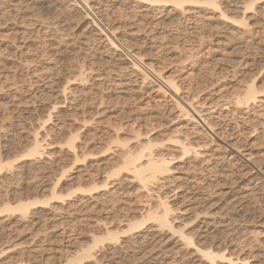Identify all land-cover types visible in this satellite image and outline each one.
<instances>
[{"label":"bare ground","instance_id":"obj_1","mask_svg":"<svg viewBox=\"0 0 264 264\" xmlns=\"http://www.w3.org/2000/svg\"><path fill=\"white\" fill-rule=\"evenodd\" d=\"M10 4L14 11L23 5L27 10L51 11L59 17L57 26L65 25L80 10L83 15L77 26L84 32L83 45L99 44L104 64L115 68L110 71L117 80L106 90L129 95L135 83L137 91L150 89L156 97L170 98L183 124L168 132L156 129L154 137L147 136L153 129L147 134L135 129L127 140L119 134L123 133L119 127H108L99 138L98 133L85 138L80 131L98 123L92 116L107 113L102 106L109 99L124 97H99L92 105L94 114L88 118L82 114L76 128L68 127L61 117L68 115L67 104L82 101L89 90H101L106 72L76 67L66 80L62 68L32 70L31 62L23 60L26 75L42 82V89L27 100L13 96L11 110L26 100L35 106L22 109L30 121L39 118V113L47 114L28 135V151L14 164L4 160L15 145L9 131L15 125L0 129V256L21 255L15 264H264V222L251 234L241 232L250 214L263 216L262 207H255L253 200L256 196L264 201V158H257L253 149L258 139H264V88L259 89L256 81L247 82L236 97L215 92L218 95L210 93V100L206 97L207 103L196 101L190 75L168 76L158 56L146 53V35L135 29L120 35L118 31L126 26L116 27L122 11L129 19L153 28L173 21L196 23L203 17L218 23L206 39L212 38L218 47L236 45L250 55L251 49L264 48V0H13ZM39 27V32H48L43 25ZM197 42L202 44L201 39ZM48 45L51 54L57 52V63L64 61L63 51L53 43ZM21 46L30 47L26 41ZM55 117L61 118L60 123L47 129ZM54 128L60 131L56 135L63 131L66 135L58 151L51 153L47 137ZM89 142L97 143V152L89 150ZM74 169L78 174L71 178ZM68 173L69 181L78 187L65 194ZM132 191L145 200H131ZM175 199L178 203L173 205ZM22 225L33 229L24 245L10 240ZM48 231L61 245L56 254L50 248L44 254L39 245L47 240Z\"/></svg>","mask_w":264,"mask_h":264},{"label":"rangeland","instance_id":"obj_2","mask_svg":"<svg viewBox=\"0 0 264 264\" xmlns=\"http://www.w3.org/2000/svg\"><path fill=\"white\" fill-rule=\"evenodd\" d=\"M10 2L13 3V0L12 1L11 0H0V129L3 127H7L9 124L15 125L14 131L11 128L9 129L11 138H12L13 142L15 143V145L12 148L11 152L7 153L9 155L5 156L7 158L6 160H4L6 163L11 161L14 164L15 162H17L19 160L18 157L19 158L22 157L28 151V146H27L28 145L27 144L28 135L32 133L34 127L35 128L38 127V125H40V123H42L44 121L43 118H45L46 114H47L46 111L39 113L40 114L39 118L37 117V119L35 121H30L31 119H29V118L31 116L29 114H27L25 111H23L24 107H26V108L28 107L30 109L31 108L33 109L35 107L32 102L27 103L29 101H26V100L29 99L30 97H37L39 90L42 89L41 88L42 82H40L34 76L30 77V76L26 75V73H27L26 70H24V68L21 66V64L25 62L23 60H27L28 62H31L30 66H33V68H31L32 70L35 68H40L39 66H43V67L55 66V68H57V69L62 68L60 70H64L63 73L65 74L66 80L70 79L73 76L72 73L76 69V67L77 68L88 67V68L97 69V71L99 70L98 71L99 73H100V71H102L103 74L106 72L104 74V76L106 75L105 77L107 80H105V81L106 82L108 81V84L106 82H105L106 84L104 82H102V83H104V85H106V86H104L103 84H102L103 86L101 85L102 87H100V89L102 91L97 90L98 91V93H97L96 90H94V91L89 90L88 92L83 94L84 96L81 93L80 95H82L85 99L83 98L84 100L82 99V101L76 100V101H74V103L73 102L71 103L73 105L67 104V106H65V108H66L65 110L69 109L67 111L68 115L67 116L63 115V117H61V118H63L62 120L60 117H59L60 119H57L55 117L53 119L54 123L53 122L48 123L47 129L54 126L56 123L57 124L60 123L59 120H61V121L65 120V123H66V125H68V127L71 125L72 128H76L77 124L80 123L77 121H80V119L82 120V118L84 117L82 114H84L85 117H87V118H88V116L91 117L94 114L93 113L94 107L92 105H94L96 103V101L98 100L99 97H124V98L118 99V100L114 99V98H113L114 100L109 99L111 101L108 100L107 102L110 104L106 103V104H104V106H102V109H104V110L107 108L106 109L107 113L105 112L104 115L102 113L98 116L96 115L95 117L92 116L93 119H96L94 121H97L98 123L92 122V125L95 124L94 125L95 128H94V126L92 127V125H91V126L87 127L86 129H82L83 131H80V133H82L85 138H90L91 136H94L92 134L96 135V133H98L97 138H99V135L102 134V132H104L106 129H107L106 131H108V129H110L108 127H111V129H115V130L117 129V127H119L118 129L121 132H123V133H119V134H122V136L128 140L127 136H129V138L132 136V134H131L132 132H130V131L135 132L134 131L135 129L138 130L136 133H140V131H141L142 134H147V132L149 130L151 131L153 129V131H151L152 133L148 132V134H147V136H149L150 134H152L151 136H153L154 133L155 134L157 132L161 133L162 131L168 132L172 128L174 129L175 127L181 126L183 124L182 123L183 121L181 120L182 118H180L179 121H178V118H176L178 116L176 114H178V113H176L177 112L176 110H172V107H173L172 103L173 102L170 101V98L168 99V98H166V97L164 98L162 96L156 97L155 94H153L150 89L147 90L146 88H144L140 91H137L138 85L135 83V85L134 84L131 85V87H132L131 89H134V90H130L131 93L129 92L128 93L129 95H123V94H119V93H115V92L113 93V92L106 90L107 86H109L111 82H113L114 80H117V78L115 77V74H114L115 72L113 71L115 68L109 67V65L104 64V57L101 55V49H100L99 44H95L92 42L93 44L90 45V43H91L90 42L87 47L83 45L82 41H84L83 39L85 38L84 32H82L83 29L80 30L79 27L77 26V23L79 22L78 19H80V17L83 15V13L80 10H79V13L76 14V16L75 15L73 16V19H71L72 22H71V20H69V21H67V23H65V25L60 24L57 26V22L59 21V19H58L59 17H57V15L53 14V12H51V11L45 12V10L42 12L41 11L39 12V10L37 11L33 7H31V10L30 9L27 10V8H25L26 7L25 5H23L25 7L21 6L20 8H17L14 11V10H10V7H9V5H11ZM32 9H34V10H32ZM120 13H121L120 14L121 16L119 15L118 23L116 24V27L125 25L126 30L120 29L118 31L119 34L120 35L125 34V32H128L129 30L135 29L138 32H140L141 34H143V36L146 35L147 38L143 40V41H145L144 43H146V44L149 43L148 44L149 49L147 50L146 53L148 55L149 54L150 55L155 54V56H158L159 62L160 63L163 62L162 64L168 70V74H167L168 76L178 77L179 75H181L183 73L186 75H190V77H191L190 79L192 82L190 89H191V93L192 92H193V94L195 93V95L197 97L196 98L197 100L195 99L196 101H201V102L207 103L206 101H209L210 97H211L210 93H212V94L214 93L215 96H217L219 94L221 96H226V97L227 96L228 97H231V96L236 97L239 94L237 91L241 92V88L243 89L244 86L247 85V82H248V84H250L251 82L253 83L254 81H256L255 82L256 86H258V88L260 87L259 89L264 88V48H261L262 51L259 49H258L259 50L258 51L257 48H255V50L251 49L252 54L249 55L248 51H244L243 49L239 50V48L233 44H229L227 46H225V44H221L218 47V45H216V42H214L212 40V38L206 39L207 38L206 36L211 31L210 29H212L214 26H217L218 23L210 22V21H208L202 17V19L200 18L201 21H200V19L197 21L198 23L197 22L196 23H190V22L186 23V22L173 21V22H166L163 25H159L160 27L156 26L153 28L151 25H150L151 27L148 25L146 26L142 23H138V22H135V21L129 19L127 17V15L125 14V12H123V11ZM166 24L168 27L166 26ZM40 25H43L44 28L47 29L48 32L46 34L43 33L44 31H42V32L38 31V29L40 28L39 27ZM197 25H199V26L197 27ZM192 28H197V29L194 30ZM143 31H145V32L143 33ZM191 32H194V33L196 32V33L192 34ZM192 37H193V39H192ZM204 37H205V39H203ZM152 38H154V39L152 40ZM196 39L199 41H200V39L202 40V44H201L202 46L199 45L200 42H197ZM154 40H155V42H154ZM25 41L27 42L28 46L30 45V47L27 48L26 50L22 49V46H21L22 43ZM151 41H153L154 44ZM49 42L53 43L55 45L54 48L58 49V51L59 50L63 51L64 56H65L64 61L57 63L58 58L55 55V54H57V52L54 54L50 53V48H49L48 44H51V43H49ZM165 44H168V45H165ZM197 44H198V46H197ZM169 45H171V46H169ZM222 45H224L225 47ZM197 47H199V49ZM173 49H174V51H172ZM236 50H239L240 53L238 51L236 52ZM242 50L244 53L241 52ZM26 51H28L27 55H25ZM170 52H172V54ZM245 52H246V54H245ZM193 54H194V57L192 56ZM179 55H180V57H179ZM190 55L192 56L191 60L189 59ZM100 58H102V59H100ZM185 58H188V59H186V60H188V62L185 60L187 62V64L184 61ZM192 58H194V59L192 60ZM180 60H181V62H180ZM182 61L185 63L183 64ZM190 61H193V62H190ZM238 61H242V62L238 63ZM244 61L246 63H244ZM199 62H200V64H199ZM206 63H208V65ZM236 63L240 64V65L236 66L235 69L232 68V70H230L231 69L230 66H232L234 64L236 65ZM228 64H229V66H228ZM111 69H113V70L110 71ZM180 69H184V70H180ZM201 69L203 70V72ZM98 72H97V74H98ZM174 72H176V74H174ZM191 72H192V74H191ZM111 73H112V75H111V77H109ZM193 83H194V85H193ZM203 84H204V88H203ZM216 84H217V86H216ZM133 85H134V87H133ZM210 87H212V89ZM213 87H214V89H213ZM215 92L218 94H216ZM13 96H17V97L23 96V97H25V99L27 98L26 100L23 99L24 101L17 104L19 106V107H17L18 110L16 108V110L18 112L16 110L14 112L11 110V109H13L12 104H11V98H13ZM129 97H131L130 98L131 100L126 99ZM140 97H143V98H140ZM153 97H155V98H153ZM206 97H208L209 100ZM49 98L51 99V102H53V103L57 101L55 99V97H49ZM205 99H207V100H205ZM158 100H160V101H158ZM125 101H126V103H125ZM158 102H159V104H158ZM122 103H124V104H122ZM74 109L76 112L74 111ZM19 111L22 112L21 115H20L21 112L19 113ZM88 112H90V113H88ZM76 114H78V115H76ZM101 115H103V116H101ZM146 116L150 119L146 118ZM150 116H152L153 118ZM109 117H111V118H109ZM139 117H140V119H139ZM175 120H176V122H175ZM101 121H102V123H100ZM157 122H158L159 127L156 124ZM117 124H119V125H117ZM120 124H121V127H120ZM144 124H147V126ZM150 127H151V129H149ZM154 127H156V128H154ZM156 129H157V132L155 131ZM94 130H95V132H94ZM88 131H90V132H88ZM59 132L60 131L58 129L57 130L55 129V131L50 132L51 133L50 137H47L48 138L47 142L52 144V146L50 147V150H49V152H51V153H53V152L55 153L58 151L57 147H58L59 143L62 141V137H64L66 135V133H65L66 131L61 132L62 134H60V135H56ZM89 135H90V137H89ZM133 135H134V133H133ZM244 135L245 134H243V136ZM260 140H261V138L258 139L259 142L257 143V147H255L253 149V152H254L255 156H257V158L263 159L264 158V139H262L261 141ZM89 144H90V146L92 145L91 147L89 146V150L91 149L90 151H93V150H94L93 152L98 151L97 143L91 144L89 142ZM75 170L76 169H74V171ZM74 171L70 172V174H72L71 178L76 177L78 174V170H76L75 172ZM70 174L69 173H68V175L66 174L67 177H65V179L67 178L65 180L64 185H63L65 194L71 192L73 189H76L78 187L77 183L69 181L68 177ZM73 175H74V177H73ZM127 190H129V189H127ZM131 190L132 189H130V191ZM132 192H131L132 194L130 196L131 200H133V201L134 200L135 201L145 200V199L136 198L137 194L135 193V191H132ZM254 198L255 199L253 201L255 203L254 205H256L255 207H258V208L262 207L260 209V212L264 216V213H263L264 201H263V199L258 198L256 196H254ZM177 203H178L177 199L172 201L173 205H175ZM0 205H1V203H0ZM263 216L260 217L259 214L255 215L254 212L252 214H250L247 222L242 227L241 232H243V234H245V235H248V234H251L250 232H252L253 230L254 231L258 230V229L260 230V227L262 226V223L264 222ZM261 218H262V220H261ZM52 224L54 226V223H52ZM23 227H24V225H22L19 228H16L17 230L15 229L16 231L14 230L15 232L13 231L14 233L13 232L11 233L10 240L12 242H14L16 244H21V245H24L26 242H29L31 234L33 232V229H31L30 227L29 228L28 227L23 228ZM50 231L47 232L48 233L47 240L39 243V245L41 247H43L42 252L45 250L44 251L45 253L43 252L44 254H48L51 251H53V253L56 254L57 252H55V251H58L61 247V245L56 242L55 238L52 237L53 234L50 233ZM247 232H248V234H246ZM49 248L52 250L51 251L47 250ZM20 256L21 255L16 254V253L8 254L6 256H0V264H15L17 262V258Z\"/></svg>","mask_w":264,"mask_h":264}]
</instances>
